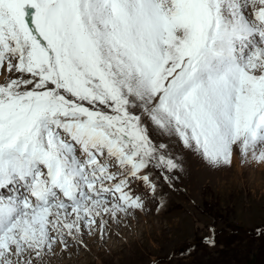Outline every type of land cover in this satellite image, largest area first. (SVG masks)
I'll return each instance as SVG.
<instances>
[{
    "label": "snow or ice",
    "instance_id": "obj_1",
    "mask_svg": "<svg viewBox=\"0 0 264 264\" xmlns=\"http://www.w3.org/2000/svg\"><path fill=\"white\" fill-rule=\"evenodd\" d=\"M0 77V264L144 207L130 179L179 165L143 115L264 164V0H0Z\"/></svg>",
    "mask_w": 264,
    "mask_h": 264
},
{
    "label": "rangeland",
    "instance_id": "obj_2",
    "mask_svg": "<svg viewBox=\"0 0 264 264\" xmlns=\"http://www.w3.org/2000/svg\"><path fill=\"white\" fill-rule=\"evenodd\" d=\"M142 120L153 142L166 145L161 151L179 167L166 170L150 164L145 173L155 192L142 180L130 179L142 209L105 216L103 230L94 229L102 234L93 235L94 245L71 241L68 248L79 253L51 255L48 264H264V168L238 148L240 167L213 165L194 145L185 146L146 115Z\"/></svg>",
    "mask_w": 264,
    "mask_h": 264
},
{
    "label": "bare ground",
    "instance_id": "obj_3",
    "mask_svg": "<svg viewBox=\"0 0 264 264\" xmlns=\"http://www.w3.org/2000/svg\"><path fill=\"white\" fill-rule=\"evenodd\" d=\"M2 79V77H0V80ZM242 156H240V155H238V152H236V151H234V153H233V157H232V163L231 164H235V165H237L238 167H240L241 166V163H243V160H242V158H241ZM246 159H249V161H252L253 159L251 158V156H249L248 158H246ZM254 164H255V166L256 167H260V168H264V164H261V163H258L257 161H254ZM244 166V165H243ZM83 232H84V235H83V233L81 234V236L78 238V239H81L82 241H83V243H81V242H79V240L78 239H76V240H73L72 239V237H70V240H69V242H68V245L70 244V242L71 241H73V242H78L79 243V245L78 246H80V245H83V246H88V247H90V246H92V245H94L95 244V241H97V239L96 238H101V233H96V234H94V229H93V232H91V233H89V231L87 230V228H85L84 230H83ZM93 235H95L94 237H96L95 239L94 238H92L93 237ZM89 236L91 237V238H89ZM69 238V237H68ZM86 240V241H85ZM85 242H87V243H89V244H87V243H85ZM70 246V245H69ZM75 247V246H74ZM74 252L75 254H77V252L79 253V249H70V247L69 248H67L66 250L65 249H63L61 246H57V248H56V253L54 254L55 255V257H58V254H60L61 252ZM74 254V255H75ZM53 256V255H52ZM52 258V257H51Z\"/></svg>",
    "mask_w": 264,
    "mask_h": 264
}]
</instances>
